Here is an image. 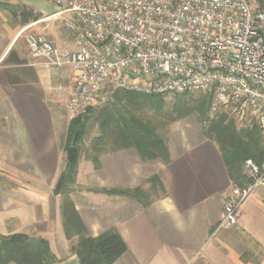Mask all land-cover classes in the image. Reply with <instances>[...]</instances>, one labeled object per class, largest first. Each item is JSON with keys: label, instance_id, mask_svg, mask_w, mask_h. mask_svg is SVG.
Instances as JSON below:
<instances>
[{"label": "crops", "instance_id": "obj_1", "mask_svg": "<svg viewBox=\"0 0 264 264\" xmlns=\"http://www.w3.org/2000/svg\"><path fill=\"white\" fill-rule=\"evenodd\" d=\"M21 7L39 18L22 24ZM69 16L50 0H0V237L17 232L42 237L59 264H78L63 232L61 199L53 193L64 166L59 119L71 70L32 59L21 30L74 50L65 26ZM164 141L168 163L142 161L132 148L101 153L98 168L79 162L70 197L87 233H119L127 250L114 264H264V190L255 189L243 202L235 225L219 229L234 184L217 146L180 133ZM154 175L165 194L152 193L146 205L95 192L148 190Z\"/></svg>", "mask_w": 264, "mask_h": 264}, {"label": "built area", "instance_id": "obj_2", "mask_svg": "<svg viewBox=\"0 0 264 264\" xmlns=\"http://www.w3.org/2000/svg\"><path fill=\"white\" fill-rule=\"evenodd\" d=\"M263 4H264V0ZM70 16L76 49L21 30L29 56L71 70L65 103L85 116L105 87L144 94L207 93L210 113L248 112L264 130V8L256 0H50ZM248 184L232 186L218 228L232 227L241 205L264 190V160L243 161Z\"/></svg>", "mask_w": 264, "mask_h": 264}, {"label": "trees", "instance_id": "obj_3", "mask_svg": "<svg viewBox=\"0 0 264 264\" xmlns=\"http://www.w3.org/2000/svg\"><path fill=\"white\" fill-rule=\"evenodd\" d=\"M260 8H264L262 0H256ZM20 21L26 24L37 20L39 14L27 7L19 8ZM164 94H144L140 92L116 89L112 93L110 106L98 110L96 122L100 135L91 142L94 155L88 159L98 168L99 154L118 149L132 148L142 161L160 160L169 162V153L164 139L157 131L145 109H152L155 115L163 114ZM209 98L202 97L192 105H187L180 98L173 105L177 120L187 113H194L203 124L202 133L214 143L225 163L233 184L243 187L248 184L239 183V166L245 159H252L260 164L264 160V130L257 123L237 129L235 121L225 111L209 116ZM87 117L71 119L66 128L62 142L63 169L54 185L53 193L60 194V214L62 228L67 240L71 241L70 252L77 257L78 264H114L127 250V246L119 233L110 229L102 234L90 236L69 196L70 184L74 183L78 162L87 129ZM111 141L112 149L103 151L102 147ZM98 153V154H96ZM1 179V175H0ZM244 179V177H243ZM68 184H65V182ZM150 188H156L165 194L157 175L148 179ZM121 195L146 205L149 195L140 187L124 190H96V192ZM74 240V241H73ZM0 264H59L50 249L49 243L42 237H33L24 232L12 233L0 237Z\"/></svg>", "mask_w": 264, "mask_h": 264}, {"label": "rangeland", "instance_id": "obj_4", "mask_svg": "<svg viewBox=\"0 0 264 264\" xmlns=\"http://www.w3.org/2000/svg\"><path fill=\"white\" fill-rule=\"evenodd\" d=\"M116 89H124V88H118L114 86L105 87L103 96H102L103 99L96 106L90 109V111L85 115L88 119L87 129H86V135L84 136V142H83L79 162L89 160L88 157L94 155V152H92L91 142L96 136L100 135L101 133L99 126H98L99 124L96 122V115H97L98 110L111 105V103L113 102L112 93ZM125 90L131 91L129 89H125ZM202 97L209 98L207 93L206 94L205 93L165 94L162 97L163 103H164L162 116H158V114L155 115V112L152 109L151 110L145 109L144 111L147 114L146 116L150 117L153 121V124L157 126V131L164 140H167L171 135H176L177 133L182 134V136L188 138L189 141H192L193 139H196V138L198 139L202 138V139L207 140L202 133L203 124L198 120L197 116L194 113H189V114L187 113L185 116L177 120H174V121L171 120V118L172 117L174 118L176 115V113L173 112V105L179 98L182 101H184V103H186L187 105H192L195 101H197L198 99H201ZM222 110L225 111L230 117L234 119L237 129L246 127L248 125L250 126L251 124L256 123L254 119L246 111L241 113L231 108H226ZM208 115L212 116L214 114L210 113L209 111ZM70 120L71 119L68 117L66 111L65 110L63 111L61 109L59 122H60L61 131L64 133L63 140L65 138L66 128ZM106 143L107 144H105L102 147V150L103 151L111 150L112 145H111L110 139L107 140ZM79 162H78V165H79ZM242 165H243V162L239 166V171H240L239 176H241V178L239 179V183L244 184L245 181L247 180L245 178L243 179L244 176H243V166ZM77 170H78V167H77ZM75 181H76V178H75ZM75 181L74 183L70 184V187L68 188V190L70 189L69 196H71L72 191H76ZM65 184H68V182L66 181ZM233 186H238V185L234 184ZM141 189L142 191H146L148 193L149 198L151 197L152 193L158 194L159 192L158 188L152 191L153 189H151L150 186L148 190H144L143 188ZM260 189L261 188H258L257 190H260ZM58 195H59V198L61 199L60 194ZM219 229H222V228H219ZM193 264H199V263L197 262V260H195Z\"/></svg>", "mask_w": 264, "mask_h": 264}]
</instances>
